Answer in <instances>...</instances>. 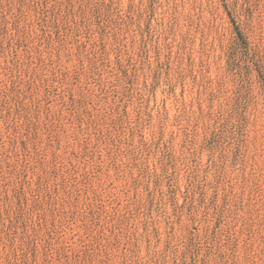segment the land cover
Listing matches in <instances>:
<instances>
[{
  "label": "rangeland",
  "instance_id": "1",
  "mask_svg": "<svg viewBox=\"0 0 264 264\" xmlns=\"http://www.w3.org/2000/svg\"><path fill=\"white\" fill-rule=\"evenodd\" d=\"M0 264H264V0H0Z\"/></svg>",
  "mask_w": 264,
  "mask_h": 264
}]
</instances>
